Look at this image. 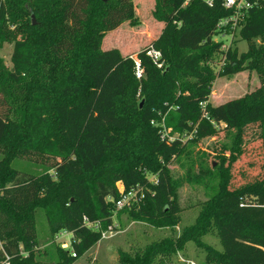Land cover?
Returning a JSON list of instances; mask_svg holds the SVG:
<instances>
[{"label": "trees", "instance_id": "1", "mask_svg": "<svg viewBox=\"0 0 264 264\" xmlns=\"http://www.w3.org/2000/svg\"><path fill=\"white\" fill-rule=\"evenodd\" d=\"M186 1L154 0L152 15L163 26L137 53L143 69L138 78L131 54L101 48L106 32L125 21L138 23L134 0H0V44L10 26L28 32L14 43L11 69L0 58V145L7 148L0 159V264L35 263L39 210L52 238L72 234L70 247L43 251L57 264L84 255L121 212L173 228V234L133 255L121 252L120 264H152L158 253L174 254L189 241L204 246L201 237L211 231L221 249L205 244L209 262L264 264V172L231 187L247 126L258 125L264 150V0L239 29L245 52L238 39L227 49L213 39L221 32L218 21L230 14L221 2ZM32 14L39 23H32ZM150 47L160 51L161 67L147 54ZM246 70L258 73L260 87L212 105L214 81ZM161 122L179 137L163 140ZM221 132L233 133L231 150L238 152L217 154L215 193L194 223L181 225L168 164L189 144ZM20 154L55 157L53 173L47 168L22 176L12 165ZM202 170L210 173V166ZM117 182L124 192L135 191L139 202L117 210ZM84 217L98 226H88Z\"/></svg>", "mask_w": 264, "mask_h": 264}, {"label": "rangeland", "instance_id": "2", "mask_svg": "<svg viewBox=\"0 0 264 264\" xmlns=\"http://www.w3.org/2000/svg\"><path fill=\"white\" fill-rule=\"evenodd\" d=\"M134 3L136 16L139 19L138 23L133 25L130 24V21H125L116 29L106 32L101 44L103 50L117 48L124 54H131L134 59L139 50L149 45L158 36L163 23L152 15L154 0H134ZM25 6L31 10L27 4ZM31 19L34 24L40 21V18H37L35 14L31 15ZM27 34V30L22 25L10 26V30L6 31V39L0 44V58L6 68L11 69L12 67L11 57L15 41L24 39ZM213 39L229 43L228 37L223 38L219 34L215 35ZM237 39L236 46L239 52H245L248 48L247 41L240 40L239 34H237ZM257 42H260V39ZM260 85V77L255 70L218 77L213 83L210 102L212 105L222 104L228 100L242 97L259 88ZM142 102L143 100L140 101V103ZM259 133L260 128L257 124L245 128L243 154L233 166L231 187H237L263 176L264 150ZM187 139L189 136L183 138L184 141ZM232 144L233 133L226 135L221 132L218 135L204 137L189 144L188 150L181 157L168 164L176 186L177 202L182 210L183 222L181 225L194 223L203 203L215 193L217 185L220 183V175L214 168L221 164L216 158L217 154L223 153L227 157L235 156L238 151L231 150ZM6 149L5 145H0V159L4 157ZM55 161V157L47 154H20L13 158L12 165L23 176L33 172H43L47 168L48 172L53 173L54 170L50 167ZM206 165L210 166V173L202 170V166L206 167ZM147 175L151 181L155 180L153 173ZM117 185L119 190L123 189L121 182H117ZM82 204L89 205L85 200L81 201ZM36 218L39 246L34 264H57L55 258L51 259L43 254V251L48 249L54 253L56 244L64 248L70 247L71 238H68L65 231L54 236L55 239L52 238L42 210L38 211ZM180 226H175L174 230L179 232ZM172 234L173 228H158L146 221L133 220L128 213L121 212L115 214L113 224L103 230L100 241L84 255L76 257L72 264H120L121 252L133 255L135 251H140L150 243ZM201 240L204 246H198L195 242L189 241L183 249L176 250L174 254L158 253L153 258L152 264H213L208 260L205 244L221 249L215 231L202 236ZM24 255H27L26 252Z\"/></svg>", "mask_w": 264, "mask_h": 264}, {"label": "built area", "instance_id": "3", "mask_svg": "<svg viewBox=\"0 0 264 264\" xmlns=\"http://www.w3.org/2000/svg\"><path fill=\"white\" fill-rule=\"evenodd\" d=\"M189 0L186 1V3ZM205 3L209 6H213L216 1L221 2L222 6L226 9H229L230 14L226 17L221 18L217 23V29L221 31L219 35L223 38L228 37L229 43H223V49H227L233 45V42L237 39V34L239 29L242 27L243 22L248 14V12L261 4L263 0H204ZM147 54L157 63L159 67L162 66V63L159 62L161 57L160 51L156 50L153 47H150L147 50ZM136 64V75L141 77L143 69L140 66V61L137 57L134 58ZM202 106H205V103H202ZM153 123V122H152ZM161 137L163 140L168 142L173 141L179 137L177 133L171 134V129L166 127L163 122H161ZM190 137V136H189ZM183 140V139H182ZM184 141V140H183ZM122 196L116 201V209L120 210L124 207H131L133 203L139 202L140 198L137 196L135 191L124 192V189L120 190ZM85 223L91 227H97L98 223L96 221H90L87 217H84ZM75 255V254H73ZM5 264H9L6 260Z\"/></svg>", "mask_w": 264, "mask_h": 264}, {"label": "crops", "instance_id": "4", "mask_svg": "<svg viewBox=\"0 0 264 264\" xmlns=\"http://www.w3.org/2000/svg\"><path fill=\"white\" fill-rule=\"evenodd\" d=\"M69 237L68 238H71L72 237V234L69 233V232H65Z\"/></svg>", "mask_w": 264, "mask_h": 264}, {"label": "water", "instance_id": "5", "mask_svg": "<svg viewBox=\"0 0 264 264\" xmlns=\"http://www.w3.org/2000/svg\"><path fill=\"white\" fill-rule=\"evenodd\" d=\"M103 1H106V0H103ZM34 23V22H33ZM142 105V103H140V106Z\"/></svg>", "mask_w": 264, "mask_h": 264}]
</instances>
